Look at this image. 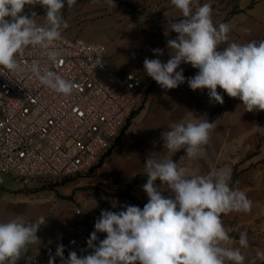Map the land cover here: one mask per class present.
<instances>
[{
	"label": "clouds",
	"instance_id": "obj_1",
	"mask_svg": "<svg viewBox=\"0 0 264 264\" xmlns=\"http://www.w3.org/2000/svg\"><path fill=\"white\" fill-rule=\"evenodd\" d=\"M76 3L0 0V75L5 76V71L22 72L25 56L38 52L40 59L34 60L30 68L33 76L56 93L71 95L74 83L42 67V62L54 65L62 55L58 42L69 27L63 10L65 6L72 9ZM108 3L112 5L113 0ZM170 4L183 17L171 24L177 36L166 41L170 58L162 62L159 57L164 50L152 49L157 58L144 59L145 74L165 90L185 82L193 91L207 89L210 104L224 103L219 87L229 97L242 101L247 112L264 111V40L227 43L230 26L214 24L211 4L201 5L199 0H170ZM37 6L44 10L42 24L36 20ZM164 34L169 35L167 31ZM182 63L198 69L197 74L185 77ZM215 127L214 122L203 118L173 123L161 133L163 148L173 153L183 149L189 160L198 159ZM144 166L147 179L142 188L148 202L143 208L124 204L118 212L102 210L87 240L91 253L78 256L70 251L65 258V247L58 244L49 264H55L57 257L62 264H245L241 248L248 247V234H239L241 247H228L234 243L229 235L232 229L223 226L221 215L249 213L253 202L232 186L230 171L188 176L174 160L159 159L156 152L148 154ZM165 190L171 193L167 197L162 194ZM44 224V217L31 222L23 216L0 222V264H17L29 246L40 240L37 232ZM97 233H106L98 245ZM257 258L264 260V253L257 252Z\"/></svg>",
	"mask_w": 264,
	"mask_h": 264
},
{
	"label": "crops",
	"instance_id": "obj_2",
	"mask_svg": "<svg viewBox=\"0 0 264 264\" xmlns=\"http://www.w3.org/2000/svg\"><path fill=\"white\" fill-rule=\"evenodd\" d=\"M199 3L211 4L215 25L230 26L227 43L264 40V0H199ZM86 4L90 19L73 33L105 43L106 58L117 74L147 77L143 61L146 57L157 58L152 49L164 50L159 57L162 62L170 58L166 41L177 36L171 31V24L183 19L170 0H113L112 5L108 0H90ZM225 46L221 45L219 50ZM180 68L185 77L198 72L190 64L182 63ZM217 91L224 98L222 105L210 104L207 89L193 91L187 82L171 90L154 82L95 166L94 184H98L95 187L75 193L72 187L59 189L37 178L8 176L0 185V222L16 216L31 222L45 218V224L37 232L40 240L29 246L17 264H46L58 244L65 245L73 239L81 218L96 221L102 210L118 212L124 204L142 209L148 202L142 185L147 179L144 162L150 152H156L159 159L174 160L188 176L206 177L218 170L230 171L232 186L243 191L253 207L249 213L221 215L223 226L232 229L229 235L234 243L228 247H241L239 234L247 232L248 247L241 248L245 264H264V260L257 258V252L264 253V111L247 112L238 98L229 97L219 87ZM200 118L216 125L202 157L189 160L183 149L173 153L163 148L161 133L171 124ZM162 194L167 197L171 193L165 190ZM115 203L117 207L113 208ZM78 207L83 210L82 216L76 213ZM98 236L103 240L106 233Z\"/></svg>",
	"mask_w": 264,
	"mask_h": 264
},
{
	"label": "built area",
	"instance_id": "obj_3",
	"mask_svg": "<svg viewBox=\"0 0 264 264\" xmlns=\"http://www.w3.org/2000/svg\"><path fill=\"white\" fill-rule=\"evenodd\" d=\"M62 36L57 63L42 62V67L72 81L71 95L56 93L33 76L30 68L40 59L38 52L25 56L22 72L0 75V185L8 176L89 172L154 85L149 76L117 74L106 58L105 43L63 32ZM76 213L82 216L83 210L78 207ZM94 223L78 221L73 239L64 245L65 258L70 251L78 256L91 253L87 240ZM101 240L98 236L95 243ZM55 264H62L59 257Z\"/></svg>",
	"mask_w": 264,
	"mask_h": 264
},
{
	"label": "rangeland",
	"instance_id": "obj_4",
	"mask_svg": "<svg viewBox=\"0 0 264 264\" xmlns=\"http://www.w3.org/2000/svg\"><path fill=\"white\" fill-rule=\"evenodd\" d=\"M90 0H77L76 5L72 9H68L67 6H65V9L63 10L64 18L67 20L69 27L65 30H63V33L70 35V36H79L74 35L73 31L75 28L79 27L84 22L88 21L90 19L89 15L85 11V6L87 5ZM29 9L25 8V11L27 12ZM35 11L38 13L36 16L37 23L42 24L44 22V10L40 6H37ZM116 139H113L112 144L114 143ZM110 149V148H109ZM104 151L101 155H105L108 150ZM99 158V161L101 159ZM97 162V164L99 163ZM96 164V165H97ZM95 168V167H94ZM94 168L91 169L89 172L86 173H74V174H68V175H59V176H52V177H42V176H36L32 178H37L42 181H44L45 184L50 186H55L59 189H65V188H71L74 190V192H80L81 190H86L87 187L98 185L94 184ZM101 189V188H100ZM97 188V191L100 190Z\"/></svg>",
	"mask_w": 264,
	"mask_h": 264
}]
</instances>
